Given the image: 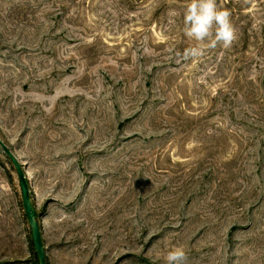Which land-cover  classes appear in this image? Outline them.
<instances>
[{"label": "rangeland", "instance_id": "obj_1", "mask_svg": "<svg viewBox=\"0 0 264 264\" xmlns=\"http://www.w3.org/2000/svg\"><path fill=\"white\" fill-rule=\"evenodd\" d=\"M187 2L0 0V140L47 264H264V0H216L236 39L185 60ZM37 255L0 147V264Z\"/></svg>", "mask_w": 264, "mask_h": 264}, {"label": "clouds", "instance_id": "obj_2", "mask_svg": "<svg viewBox=\"0 0 264 264\" xmlns=\"http://www.w3.org/2000/svg\"><path fill=\"white\" fill-rule=\"evenodd\" d=\"M177 15L176 10H170L169 22L175 23ZM230 16L228 10H221L217 6L216 0H188L183 12V32L195 44L183 51V58L188 60L200 57L207 47L217 44L230 47L236 39ZM158 255L164 264H182L186 258L182 245L166 246Z\"/></svg>", "mask_w": 264, "mask_h": 264}, {"label": "water", "instance_id": "obj_3", "mask_svg": "<svg viewBox=\"0 0 264 264\" xmlns=\"http://www.w3.org/2000/svg\"><path fill=\"white\" fill-rule=\"evenodd\" d=\"M0 147L4 150L18 173L23 193L25 211L33 233L35 250L38 254L40 264H47L41 228L36 217V210L31 199L30 186L24 168L2 140H0Z\"/></svg>", "mask_w": 264, "mask_h": 264}, {"label": "trees", "instance_id": "obj_4", "mask_svg": "<svg viewBox=\"0 0 264 264\" xmlns=\"http://www.w3.org/2000/svg\"><path fill=\"white\" fill-rule=\"evenodd\" d=\"M36 217H37V212H36ZM37 219H38V217H37ZM37 259H38V261H39V257H38V255H37ZM39 264H40V262H39Z\"/></svg>", "mask_w": 264, "mask_h": 264}]
</instances>
